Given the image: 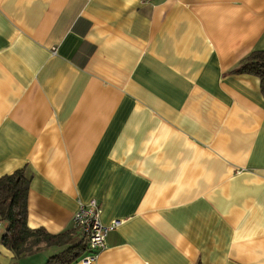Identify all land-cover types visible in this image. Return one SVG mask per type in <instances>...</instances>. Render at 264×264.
I'll use <instances>...</instances> for the list:
<instances>
[{
  "label": "crops",
  "instance_id": "0c3cea01",
  "mask_svg": "<svg viewBox=\"0 0 264 264\" xmlns=\"http://www.w3.org/2000/svg\"><path fill=\"white\" fill-rule=\"evenodd\" d=\"M257 50L264 0H0V176L31 175L28 227L95 199L121 223L90 264H264V89L234 72Z\"/></svg>",
  "mask_w": 264,
  "mask_h": 264
},
{
  "label": "trees",
  "instance_id": "16d2710c",
  "mask_svg": "<svg viewBox=\"0 0 264 264\" xmlns=\"http://www.w3.org/2000/svg\"><path fill=\"white\" fill-rule=\"evenodd\" d=\"M234 72L256 75L261 88L264 89V50L251 52L239 63ZM30 179L31 175L25 168L0 176V222L4 224L0 242L16 258L43 248L55 247L58 250L49 255L44 264H71L85 249L84 240L77 228L52 234L44 228H30L27 225V194Z\"/></svg>",
  "mask_w": 264,
  "mask_h": 264
},
{
  "label": "built area",
  "instance_id": "2783aa9c",
  "mask_svg": "<svg viewBox=\"0 0 264 264\" xmlns=\"http://www.w3.org/2000/svg\"><path fill=\"white\" fill-rule=\"evenodd\" d=\"M100 214V205L95 199L85 203L78 202L72 214L73 226L77 228L85 243V249L78 258L81 264H90L95 260L98 253L105 248L107 234L121 223L120 220L115 219L105 224L101 222Z\"/></svg>",
  "mask_w": 264,
  "mask_h": 264
}]
</instances>
